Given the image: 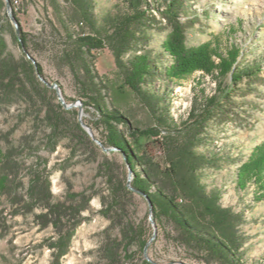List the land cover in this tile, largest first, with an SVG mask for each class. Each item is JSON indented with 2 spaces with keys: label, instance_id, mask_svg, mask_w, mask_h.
<instances>
[{
  "label": "trees",
  "instance_id": "1",
  "mask_svg": "<svg viewBox=\"0 0 264 264\" xmlns=\"http://www.w3.org/2000/svg\"><path fill=\"white\" fill-rule=\"evenodd\" d=\"M66 2L68 8L61 0H50L65 31L62 58L79 85L85 106L95 110L94 124L104 136L103 143L117 149L132 168L131 185L151 199L155 219L171 224L177 242L194 252L197 259L206 264H247L243 253L247 238L241 231L246 221L244 213L224 206V192L215 186L210 188L205 180L210 171L222 172L228 164L240 163L230 152L215 150L213 132L246 118L245 104L239 103L238 98L257 90L256 85L263 81V63L245 57L238 61L239 55L231 50L226 55L208 47L189 48L183 37L184 28L189 27V21H183V16L188 15L186 0H162L161 6L150 0H122L126 12L106 17L102 26L98 25L94 0ZM11 3L13 6L12 0ZM4 6V0H0V8ZM74 20L89 25L92 33L73 31ZM3 25L0 19V87L10 90L24 76L45 101L44 95L51 89L39 81V74L44 76L41 65L38 63L36 69L27 57L29 34L21 29L17 43L24 55L16 59L8 50ZM164 26H170L175 34L164 41L162 52L149 50L151 32ZM106 48L115 58L124 86L111 87L94 68V52ZM195 71L209 74L216 87L211 94L195 92L187 115L176 118L172 113L170 85ZM125 89L147 108L153 126L133 123L122 104L127 97ZM46 114L55 132L65 128L79 142L94 145L80 122L72 129L66 127L67 115L78 118L76 109L67 110L59 102L55 106L47 104ZM10 156L0 157V192L10 200L14 216L41 210L36 218L44 228H54L55 235L48 246L59 264L69 253L76 230L85 221L83 213L92 196L71 192L65 201H56L50 176L44 172L34 174L25 194L19 195L20 183L16 175L12 176L15 164ZM106 171L111 200L122 208L134 192L127 182L117 179L112 165L107 164ZM235 176L239 189L254 184L264 190V153L254 152ZM258 196L262 194L256 193L255 198ZM133 240L139 241L144 254L149 243L144 232L136 231L128 246ZM116 258L112 254V264H116ZM142 264L151 263L142 259Z\"/></svg>",
  "mask_w": 264,
  "mask_h": 264
},
{
  "label": "rangeland",
  "instance_id": "2",
  "mask_svg": "<svg viewBox=\"0 0 264 264\" xmlns=\"http://www.w3.org/2000/svg\"><path fill=\"white\" fill-rule=\"evenodd\" d=\"M12 1L21 29L31 39L28 53L41 65L44 77L52 84H59L67 104H83V121L103 143L104 136L94 124L95 110L85 106L79 85L62 58L66 47L65 31L50 0ZM94 1L99 26L104 25L106 17L126 12L122 0ZM150 1L158 6L162 3V0ZM186 1L188 15L183 16V21H189V27L184 28L183 37L189 48L208 47L226 55L231 50L239 55L238 61L245 57L263 63V81L256 85L257 90L238 98L239 103L245 104L246 118L234 120L222 131L213 132L215 150L230 152L240 163L228 164L222 172H208L205 182L210 188L215 186L224 192V206L244 213L246 221L241 227L247 238L243 248L244 261L264 264V190L254 184L239 189L235 176L254 152L264 153V0ZM4 2L5 6L0 8L3 33L9 52L20 59L24 52L17 43L16 28L7 16ZM61 2L65 8L69 7L66 0ZM153 11L160 19L159 13ZM72 30L92 33V28L81 24V20L73 21ZM174 34L170 26L154 29L149 50L162 52V44ZM93 55L94 68L104 81L111 87L124 86L112 52L106 48ZM213 58L219 62L216 56ZM39 81L45 84L40 78ZM164 85L162 82L160 87ZM170 86L173 89L172 113L179 118L187 115L195 92L201 90L211 94L216 83L209 74L195 71ZM124 91H127V97L122 102L123 108L133 123L141 127L153 126L154 120L147 108L128 89ZM44 100L24 76L10 90L0 87V157L11 155L10 160L15 164L12 176L16 175L20 183L19 195L25 194L34 174L44 172L50 176L56 201H65L71 192L92 196L88 210L83 213L85 221L76 230L70 251L59 264H112V254L117 255L116 264H142V259L151 264H206L177 242L169 223L156 220L157 233L151 240L155 228L144 196L132 190L134 195L122 203V208L114 205L106 166L112 165L117 179L128 184L129 166L124 156L117 150L105 151L90 135L94 145L79 142L65 128L55 132L46 109L47 104L55 106L60 102L56 90L45 93ZM72 109L79 111L78 106ZM65 118L68 129L79 122L72 116ZM256 193L262 196L255 198ZM13 212L10 200L0 192V264H57L48 246L55 230L52 226L44 228L38 221L36 216L41 210L18 216ZM136 231L144 232L151 241L146 256L141 252L138 240L128 246Z\"/></svg>",
  "mask_w": 264,
  "mask_h": 264
},
{
  "label": "water",
  "instance_id": "3",
  "mask_svg": "<svg viewBox=\"0 0 264 264\" xmlns=\"http://www.w3.org/2000/svg\"><path fill=\"white\" fill-rule=\"evenodd\" d=\"M6 1V8H7V16L11 19L14 27L16 28V32H17V35H18V39L20 41V33H21V25L17 19V17L15 16L14 14V11H13V8H12V3H11V0H5ZM27 57L28 59H30L32 61V63L34 64L35 68L37 69L38 68V63L37 61L28 53L27 54ZM39 78L51 89H55L56 92H57V95H58V98L60 100V102L62 103V105L64 106L65 109L67 110H71L72 108L74 107H79V111H78V119H79V122L81 124V126L85 129V131L93 138V140L95 142H97L99 145H101V147H103V149L107 152H110V151H114V150H117L115 148H107L103 145V143L101 141H99L95 135L93 134V130L92 128L86 124L84 121H83V104L81 102H76L75 104H67L65 98L63 97L62 93H61V90H60V86L59 84L57 83H50L44 76L40 75L39 74ZM132 180H133V170L132 168L129 166V178H128V187L130 190H133L137 193H139L140 195L144 196L148 203H149V213H150V220L152 221L153 225H154V228H155V233H154V236L152 237L151 240L154 239L156 233H157V226H156V219H155V216H154V206H153V203L151 201V199L145 195L143 192L135 189L131 183H132ZM150 242L146 245V248H145V252H144V255L146 256V252L150 246Z\"/></svg>",
  "mask_w": 264,
  "mask_h": 264
}]
</instances>
